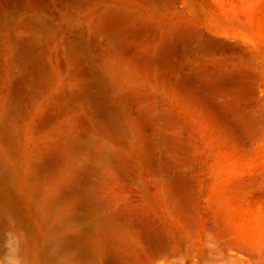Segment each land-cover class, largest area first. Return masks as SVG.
I'll return each mask as SVG.
<instances>
[{
    "label": "rangeland",
    "instance_id": "rangeland-1",
    "mask_svg": "<svg viewBox=\"0 0 264 264\" xmlns=\"http://www.w3.org/2000/svg\"><path fill=\"white\" fill-rule=\"evenodd\" d=\"M264 264V0H0V264Z\"/></svg>",
    "mask_w": 264,
    "mask_h": 264
},
{
    "label": "bare ground",
    "instance_id": "bare-ground-1",
    "mask_svg": "<svg viewBox=\"0 0 264 264\" xmlns=\"http://www.w3.org/2000/svg\"><path fill=\"white\" fill-rule=\"evenodd\" d=\"M72 244L79 249L81 255L84 257V264H90V260L94 257V249L92 245L82 237L76 238ZM110 264L119 263L115 260H112Z\"/></svg>",
    "mask_w": 264,
    "mask_h": 264
}]
</instances>
